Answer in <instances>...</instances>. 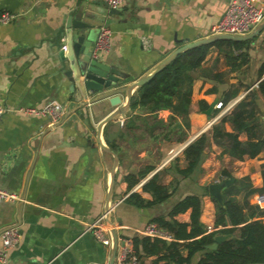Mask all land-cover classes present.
<instances>
[{"label": "crops", "instance_id": "1", "mask_svg": "<svg viewBox=\"0 0 264 264\" xmlns=\"http://www.w3.org/2000/svg\"><path fill=\"white\" fill-rule=\"evenodd\" d=\"M229 2L124 0L110 13L103 3L91 0H0V13L17 15L12 22L0 24V105L6 109L0 118V189L16 196L0 201V232L13 226L21 234L2 264H107L110 258L111 244H102L93 232L95 222L104 215L113 165L112 154L97 142L96 126L114 107L107 98L95 100L97 93L85 94L77 84L72 88L68 72L74 66L69 63L66 36L69 18L78 11L99 18L92 30L93 43L101 26L109 28L110 48L98 60L123 77L120 86H128L177 47L209 36ZM257 3L264 7V0ZM245 42L246 49L232 52L235 60L216 47L209 49L202 63L206 75L196 77L192 84L189 128L183 142L163 138L159 122L168 123L169 110L150 113L131 108L122 119L103 126L102 140L119 159L111 197L117 248L122 238L144 236L141 230L190 195L200 199L199 221L205 234L221 228L214 225L215 198L208 187L228 179L223 172L234 179L247 176L253 187L262 186L264 148L253 158L235 159L223 154L211 138L212 126L249 92L256 103L258 133L264 138V98L258 91L264 78L260 73L264 28ZM242 53L246 56H240ZM125 101L123 97L121 105ZM223 101L222 109H215L214 105ZM201 102L206 109L201 108ZM211 105L212 112L206 115L204 111ZM48 106L61 110L54 123L46 115L20 111H42ZM223 127L232 131L228 122ZM201 134H207L209 146L199 170L181 177L176 168L186 167L183 149ZM238 139L246 141L245 132L239 133ZM129 176L137 180L133 185H129ZM154 176L171 192L167 200L148 207L127 202L131 194L151 201L152 195L142 187ZM258 194L248 197L250 204L257 205ZM237 199L241 202L242 196ZM190 213L187 209L174 217L187 224V230ZM103 225L109 230L105 221ZM168 236L167 243L173 241ZM181 253L186 256V249L181 248ZM203 254L204 250L195 253L189 264H197ZM161 255L140 252L137 257L139 264H165Z\"/></svg>", "mask_w": 264, "mask_h": 264}, {"label": "trees", "instance_id": "2", "mask_svg": "<svg viewBox=\"0 0 264 264\" xmlns=\"http://www.w3.org/2000/svg\"><path fill=\"white\" fill-rule=\"evenodd\" d=\"M247 45L248 42L218 40L182 52L137 89L136 96L131 99V108H141L150 113L169 110L171 115L168 123L159 122L163 128V138L167 141L175 139L177 142H183L186 137L185 129L189 128L188 113L192 84L196 77L206 75L202 63L209 49L216 47L223 51L229 60H235L236 58L231 56L232 52L246 49ZM240 56H246V53ZM243 61L244 59L241 60ZM260 73H264V63L260 67ZM258 91L264 98V78L258 83ZM201 108H207L204 102H201ZM256 112L254 94L249 92L227 116L212 126V142L222 148L223 154L235 159H242L244 156L253 158L263 150L264 138L258 133L260 126ZM225 122L230 124L231 132L224 130ZM242 132L247 135L246 141L238 139L239 133ZM208 146L207 134H201L188 143L182 153L186 167L176 168L177 174L188 177L199 170ZM146 172L140 173L139 176H143ZM223 174L231 178L227 172ZM261 176L260 188L253 187L249 178L245 176L235 179L222 191L221 204L213 200L214 225L221 228L205 234V227L199 221L200 199L196 195L186 196L178 201L166 216H159L153 220L160 229L171 235L173 241L167 243L165 240L148 236H135L131 239L134 252L138 256L140 252L144 255L162 253L159 259L164 260L165 264H189L190 258L200 250H204V254L197 264H264V208L252 205L248 201V197L253 193H264V165L261 167ZM136 181L129 176V185H133ZM142 188L152 195L151 201H145L139 195L131 194L127 202H133L138 207H148L167 200L171 195L166 186L157 183L155 176ZM239 195L242 196L241 202L237 199ZM187 209L191 211L190 230H187V224L180 223L174 218ZM218 235L224 236V239L216 243L215 248H207L208 245L215 243ZM179 241H184V244ZM181 248L186 249V256L182 255Z\"/></svg>", "mask_w": 264, "mask_h": 264}, {"label": "water", "instance_id": "3", "mask_svg": "<svg viewBox=\"0 0 264 264\" xmlns=\"http://www.w3.org/2000/svg\"><path fill=\"white\" fill-rule=\"evenodd\" d=\"M110 13L116 12V9H109ZM99 20L91 12L78 11L67 21L66 36L68 43V58L71 66H74L73 71L69 69L70 80L73 85L77 84L83 89L85 94H99V97L95 100L108 99L110 106L114 109L107 114L96 126V138L101 148L110 152L113 156V165L110 170V182L107 193L106 206L104 210V220L109 227L110 239H111V253L107 264H114L116 251H117V238L114 230L112 229L111 221V205L113 185L115 181V173L118 167V156L113 152L102 140L103 126L110 121L116 119H122L126 114L131 112V99L134 92L149 81L155 74L167 66L182 52L202 45H209L218 40H228L234 42H245L255 38L264 28V19L248 34L241 36H232L228 34H213L207 37L189 42L177 47L165 58H163L151 72L142 76L139 80L132 82L128 86L121 85V75L110 70L108 66L103 64L97 59L91 57L94 43L92 42V30L96 26L95 21ZM65 46V45H64ZM72 72L74 78H72ZM122 95L126 99L125 103L121 105ZM213 106H209L204 111L206 115H210ZM235 181L234 178H228L220 182L210 184L208 187L209 194L215 198L218 203H222V191L231 185ZM224 239V236H217L215 243L209 246L215 248L216 243Z\"/></svg>", "mask_w": 264, "mask_h": 264}, {"label": "built area", "instance_id": "4", "mask_svg": "<svg viewBox=\"0 0 264 264\" xmlns=\"http://www.w3.org/2000/svg\"><path fill=\"white\" fill-rule=\"evenodd\" d=\"M93 2L103 3L109 9H117L123 4L124 0H91ZM258 0H230L226 10L211 28L210 35L213 34H228L232 36H241L251 32L263 19H264V7L258 5ZM17 17L16 14L3 11L0 13V24H8ZM110 30L106 26H101L98 31V35L94 42L91 57L93 59H99L100 56L107 52L110 48ZM65 48V46H63ZM215 109H222V103L217 102L214 105ZM226 108L223 112L227 111ZM5 108L0 105V118L5 112ZM20 111L27 114H40L46 115L56 122L60 115V108L57 106H48L42 111H38L32 108H23ZM212 121L208 122L210 125ZM176 154L174 152L172 157ZM16 196L12 193H8L0 189V201L6 199H15ZM255 202L259 206L264 205V194H258L255 198ZM104 215L97 220L94 224L95 237L105 245H109L111 242L109 230L104 228L103 225ZM144 236L150 238L169 239L168 234L160 229L155 223H149L140 232ZM21 239V234L13 226H7L0 232V264L4 263L7 257L9 249L15 247ZM86 264H103L99 262H88ZM114 264H139V259L135 254L131 240L128 238L121 239V246L117 248Z\"/></svg>", "mask_w": 264, "mask_h": 264}]
</instances>
